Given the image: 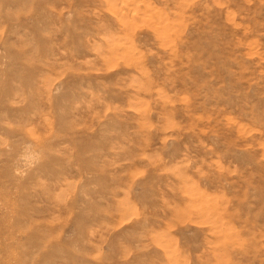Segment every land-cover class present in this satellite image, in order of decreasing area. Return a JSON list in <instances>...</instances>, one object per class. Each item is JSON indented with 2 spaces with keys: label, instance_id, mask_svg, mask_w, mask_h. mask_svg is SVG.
<instances>
[{
  "label": "rangeland",
  "instance_id": "obj_1",
  "mask_svg": "<svg viewBox=\"0 0 264 264\" xmlns=\"http://www.w3.org/2000/svg\"><path fill=\"white\" fill-rule=\"evenodd\" d=\"M0 264H264V0H0Z\"/></svg>",
  "mask_w": 264,
  "mask_h": 264
}]
</instances>
